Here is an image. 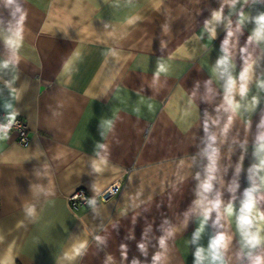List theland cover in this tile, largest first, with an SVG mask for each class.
<instances>
[{
	"label": "crops",
	"instance_id": "0c3cea01",
	"mask_svg": "<svg viewBox=\"0 0 264 264\" xmlns=\"http://www.w3.org/2000/svg\"><path fill=\"white\" fill-rule=\"evenodd\" d=\"M0 111V264H264V0H0Z\"/></svg>",
	"mask_w": 264,
	"mask_h": 264
},
{
	"label": "built area",
	"instance_id": "2783aa9c",
	"mask_svg": "<svg viewBox=\"0 0 264 264\" xmlns=\"http://www.w3.org/2000/svg\"><path fill=\"white\" fill-rule=\"evenodd\" d=\"M10 134L15 136L19 145H27L28 129L25 122L20 118L8 117L0 111V140ZM119 187L120 184L116 182L104 189L96 198H90L84 190L80 189L71 195L68 201L73 209L89 207L114 197L118 193Z\"/></svg>",
	"mask_w": 264,
	"mask_h": 264
}]
</instances>
